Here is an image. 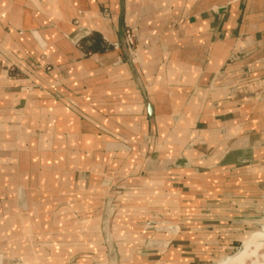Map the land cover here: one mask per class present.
<instances>
[{
    "label": "crops",
    "instance_id": "0c3cea01",
    "mask_svg": "<svg viewBox=\"0 0 264 264\" xmlns=\"http://www.w3.org/2000/svg\"><path fill=\"white\" fill-rule=\"evenodd\" d=\"M124 12L119 0H0V55L37 61V94L18 93L30 95L27 110L11 109V88L0 96V120L13 123L0 125V186L15 187L17 205L5 206L7 195L0 206V264L23 251L66 264L58 251L100 245L106 216L85 205L111 180L120 259L100 264H186L187 250L244 235L230 218L264 194V0H130ZM96 38L97 52L79 49ZM153 217L175 220L179 233L162 255L143 256L139 224ZM32 221L43 226L21 227ZM85 221L98 225L76 230ZM34 229L32 245H18ZM59 235L82 239L58 244Z\"/></svg>",
    "mask_w": 264,
    "mask_h": 264
},
{
    "label": "rangeland",
    "instance_id": "374dc122",
    "mask_svg": "<svg viewBox=\"0 0 264 264\" xmlns=\"http://www.w3.org/2000/svg\"><path fill=\"white\" fill-rule=\"evenodd\" d=\"M129 1L130 0H119L120 17H122V19L125 13L124 10L125 8H127V4L129 3ZM98 9L103 17L108 18L110 16L109 9L106 8L105 6L98 5ZM72 24L74 26H77L78 21L75 19L73 20ZM128 29H131V28L129 26L126 27L123 30V33L125 30H128ZM131 30L133 31V29ZM134 32L135 31H133V35H134L133 47H128L124 42L125 46L128 47V50H130L132 53H135L136 51V41H135ZM99 43H101V41L98 38H96L94 41H91L89 45L86 42H79L78 47L79 49H82V50H89L87 52H90L91 54L99 50ZM113 47H115V45H110V46L106 45L105 50L112 49ZM50 70H51L50 67L46 68V72H49ZM26 86L28 89H31L30 92L29 90H26ZM8 87L11 88L12 90L9 92L11 95L10 96L11 109L14 111H18V110L24 111L25 109L27 110L25 106V104L27 103L26 102L27 99L30 98V95L37 94V61L34 58H31L28 56L24 58H18V62L9 61L8 59L4 58L3 55H0V96L3 94L2 90H5V88H8ZM20 92H28L30 95H27L26 98H19L18 93ZM0 125L7 127V126H13V123L12 122L8 123V122L0 120ZM2 137H3V134L0 135V139ZM32 139L35 142H37V133L32 136ZM156 157H157L156 155L151 157L152 162L153 161L156 162L157 160ZM41 158L43 159V157H40L38 160V163H41V162L43 163V161H41ZM2 161L3 160L0 159V166L4 165L2 164ZM36 163H37V160H36ZM137 163H140V162H137ZM13 166H14L13 162L12 163L10 162L9 167H13ZM3 170H6V168L0 167V176H1L0 179H2L3 177L1 174V171ZM8 171L12 172V171H15V169L9 168ZM27 179L29 180V183H31L32 182L31 180L32 179L34 180L35 177L33 178L32 176ZM59 181L60 180L58 179L57 189L61 186V184L59 185ZM110 182H111V185H109L110 187L108 188V192L106 194H100V195L95 194L94 196H91L90 197L91 202L85 205L86 207H91L90 208L91 210L88 211L89 213L92 214V212L94 213L97 210H101L103 215L106 216V218H104L101 224L100 237H102L103 241L101 242L100 245L96 247L91 246L89 248H86V249H90L89 251L88 250L81 251L80 249L69 250L67 252L58 251L60 255L63 254V256H66L68 259H70L68 262H66V264H78L77 262L83 263V261L85 264H100L99 258L101 259L105 257L111 263L119 262L120 252L117 248L119 244H117V241H115V237L113 235H110V221H111V217L113 216V213H114L113 210L115 207L113 203V196H112L114 192L113 191L114 187H112L114 185V181L111 180ZM3 187H4L3 189L5 190V192L2 191V187L0 186V206L3 205L2 201L3 199H5L4 196L8 195L7 199H5L6 200L5 206H9L10 208L16 209L17 205L14 200L15 187L12 188L7 183H5ZM29 190H36V189L29 186ZM31 197H33L32 199L37 200V194L32 195ZM94 200L96 202H92ZM191 206L192 205L190 206L187 205V208ZM50 207L52 208L51 209L52 212L59 211L61 209L59 204L58 205L52 204ZM46 211L49 212L50 209ZM46 211H43V212H46ZM234 213H236L235 217L230 218V219L234 221V224L237 223L239 225H242L245 231L243 233L244 235L241 238L238 236H236V238H232L233 241L232 243L228 244L227 248L223 246H219L215 251H212V252L187 250L184 255L186 264H219L220 261L227 259V258H231L235 256L236 254L240 253L243 250V243L245 240L255 239L256 234L264 233V194L260 195L259 197H256V199L251 201L250 206L246 210V212H243L241 214L238 212H234ZM77 214L78 213H75V215ZM187 214L192 216L193 210H187ZM186 220L189 221L192 219L187 218ZM62 222H63L62 224H65V221H62ZM96 225H98L97 222L96 224L95 223L93 224V223H90L89 221H85V223L77 227L76 230L86 228L88 226L92 227ZM139 225L141 226V233H143L142 235L144 237H142L141 240L139 241L138 253L143 256L146 254H151V253H155L159 255H162L163 253H165L164 249L178 235L179 229H180L179 225L177 224V222H175V220L163 219L161 217L142 219ZM191 225H194V224L187 223V226H191ZM42 226L43 225H41L40 227ZM89 235H87L88 237L85 236L87 238L85 237L83 238L86 240H89V242H91L90 244H97L99 238L96 237L95 239H93L95 235H91V234ZM151 235H165V236H169L170 239L163 240L155 236L152 237ZM30 239L32 240L30 236H24L18 242V244L25 245V247L28 248L30 245H32L31 244L32 241H30ZM58 239L61 242L59 244H64V243H67L68 240L80 241L82 239V236L77 235V236H69L68 238H65L64 235H59ZM217 240L221 241V240H225V238L223 236L222 237L219 236ZM16 247L17 246L15 245H8V246L6 245L5 249H14ZM35 248H37V245ZM249 251H251V253L249 252V255H247L243 259V264H264V242L263 241L262 242L256 241L252 243L250 245ZM12 257L9 259L10 260L9 264H24L23 257H21L22 259L18 255H13ZM60 261H62V259H60ZM60 261L58 260L57 263H61ZM35 264H37V262Z\"/></svg>",
    "mask_w": 264,
    "mask_h": 264
},
{
    "label": "bare ground",
    "instance_id": "6f19581e",
    "mask_svg": "<svg viewBox=\"0 0 264 264\" xmlns=\"http://www.w3.org/2000/svg\"><path fill=\"white\" fill-rule=\"evenodd\" d=\"M15 192V191H14ZM36 223L37 222H33L32 221V224L31 225H28L26 222H24L23 224H22V226L21 227H23V228H25V229H28V228H32L33 229V227L35 228V229H37V228H39L41 225H36ZM34 224V225H33ZM38 224H39V222H38ZM35 229L32 231V232H29L28 230H26V233L23 235V237L24 236H29V235H31V234H36L35 233ZM65 236V238H68L69 236L67 235H64ZM79 236V235H78ZM90 236V235H89ZM256 236V238L255 239H252V240H245L244 241V243H243V250L240 252V253H238V254H236L235 256H233V257H231V258H227V259H224V260H222V261H220V263L219 264H243V259L247 256V255H249V252L251 253V251H249V249H250V245L252 244V243H254V242H256V241H263L264 242V233H258V234H256L255 235ZM254 236V237H255ZM95 238V237H94ZM30 241H31V239H30ZM22 243H23V241H22ZM60 243V242H59ZM58 243V244H59ZM19 245V244H18ZM20 257H23V263L24 264H35V262H37V257L36 256H34V255H32V256H30V255H28V253L26 252V251H23V253H21L20 254ZM56 258H58L57 256H56ZM56 258H52V262H54L55 264H57V261L59 260L60 261V258H58V259H56Z\"/></svg>",
    "mask_w": 264,
    "mask_h": 264
},
{
    "label": "built area",
    "instance_id": "2783aa9c",
    "mask_svg": "<svg viewBox=\"0 0 264 264\" xmlns=\"http://www.w3.org/2000/svg\"><path fill=\"white\" fill-rule=\"evenodd\" d=\"M124 42L128 47H133L134 45V35L131 29L125 30L123 33Z\"/></svg>",
    "mask_w": 264,
    "mask_h": 264
}]
</instances>
